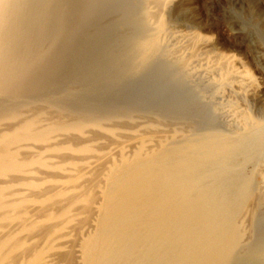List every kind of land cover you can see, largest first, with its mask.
Masks as SVG:
<instances>
[{"label":"bare ground","instance_id":"6f19581e","mask_svg":"<svg viewBox=\"0 0 264 264\" xmlns=\"http://www.w3.org/2000/svg\"><path fill=\"white\" fill-rule=\"evenodd\" d=\"M171 1L0 0V264H264L259 81Z\"/></svg>","mask_w":264,"mask_h":264},{"label":"rangeland","instance_id":"374dc122","mask_svg":"<svg viewBox=\"0 0 264 264\" xmlns=\"http://www.w3.org/2000/svg\"><path fill=\"white\" fill-rule=\"evenodd\" d=\"M172 1L167 7L166 19L172 25L174 24V29L176 26L180 27L174 31L179 29V31L184 30L186 32V29L190 30L189 26L191 24H202L199 28H203L205 34L212 36L211 43L216 50L219 49L217 53H230L232 51L231 53L239 55L240 61L251 69L260 84L256 94V101L251 107L256 113L259 111L264 113V0ZM179 6L181 7L179 8ZM237 37L239 38L235 40ZM236 41L240 42L239 45ZM231 43L233 46L230 47ZM212 53H209V56ZM206 56L203 55L202 57L204 61L201 60V57L198 61L200 62L201 60L200 63H204ZM6 120H4L5 122L2 120L4 123L2 121L1 123L10 122L8 119ZM55 160L53 159V161ZM54 169L51 170L50 168L48 170L54 171ZM259 177H257V181H261V177Z\"/></svg>","mask_w":264,"mask_h":264}]
</instances>
